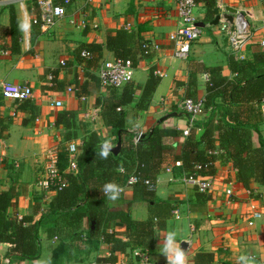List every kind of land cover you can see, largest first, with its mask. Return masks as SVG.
I'll list each match as a JSON object with an SVG mask.
<instances>
[{
  "label": "crops",
  "instance_id": "obj_1",
  "mask_svg": "<svg viewBox=\"0 0 264 264\" xmlns=\"http://www.w3.org/2000/svg\"><path fill=\"white\" fill-rule=\"evenodd\" d=\"M9 1L0 4V86L10 81L32 88L31 97L22 102L5 99L0 92V191L12 192L13 202L8 212L19 217L33 215L38 219L54 195V192L42 194L35 185L51 150H56L59 156L67 152L68 144L73 142L78 155L83 140L91 132L97 133L101 148L104 144L115 146L120 140L118 132L105 122L102 112L103 106L112 103L121 88L102 86L97 76L100 63L115 58L105 45L109 35L118 30L129 34L136 59L130 82L137 87L133 101L119 107L125 112V135L118 152L110 151L118 154L122 145L130 146L135 129L144 136L156 129L167 147L169 162L180 154L189 135L183 134L189 127V117L180 109V101L189 96L204 98L209 78L216 74V71L206 72L205 68H219V74L234 78L236 74L229 65L231 56L238 62L252 61L254 54L261 51L260 41L264 39V0H223V10L216 7V0H198L195 15L203 26L184 59L173 56L174 42L169 39L178 26L176 0H70L65 15L48 30L33 23L37 17L34 0L27 1L26 14L17 3ZM9 8L14 10L17 19L19 52L11 51L9 46L13 31ZM230 8L245 10L253 32L245 49L237 55L230 50L220 20L212 23L216 15L231 14ZM143 43L157 44L158 48L151 47L144 54ZM93 44L99 46L96 53L91 47ZM82 50H89L90 56H82ZM151 70L160 80L148 108L141 110L135 103ZM57 100L61 101L60 106L53 104ZM61 112L73 114L64 117L66 126L55 124ZM190 130L201 150L209 149L206 137L213 139L214 187L199 192L183 183L184 173L177 169L157 174L152 188L155 197L173 206L165 226L158 228L155 219L153 246L115 251L113 264H142L134 254L137 249L147 255L149 264H167L162 249L169 232L176 233L180 248L181 243L186 242L184 251L188 264H194V256L200 251L214 253L210 264L239 263L241 256L252 257L255 264L264 261V183L250 179L245 186L239 181L232 162L221 156L224 152L217 140V115L210 107L195 118ZM259 131L264 142L263 118ZM252 139L253 145H257V133H253ZM132 171L130 166L127 172ZM113 182L123 184L117 179ZM227 189L231 192L227 193ZM106 199L110 209L128 212L134 220H146L150 215L152 203L134 200L132 187L125 188L116 201L110 200L108 195ZM253 212H259L260 216L249 225ZM61 223L65 234L69 235L70 226L65 219ZM88 224L85 217L80 224L83 239ZM102 230L122 240L129 239L128 228L119 220L106 221L98 228ZM40 234L38 257L12 264H82L104 261L110 255L109 244L103 240L89 252H85L88 247L83 249L77 241L67 240L65 250L53 263V251L59 238L48 226L42 227ZM8 246L0 242V260L5 264L9 263V259L6 261Z\"/></svg>",
  "mask_w": 264,
  "mask_h": 264
},
{
  "label": "trees",
  "instance_id": "obj_2",
  "mask_svg": "<svg viewBox=\"0 0 264 264\" xmlns=\"http://www.w3.org/2000/svg\"><path fill=\"white\" fill-rule=\"evenodd\" d=\"M10 8V26L13 31L9 46L11 51L19 52L20 48L16 41V36L19 34L17 19L14 10ZM105 45L107 49L113 51L115 58L129 60L135 66L136 59L130 47L127 31L118 30L114 35H109ZM91 47L94 48L95 53L98 52V45L93 44ZM229 65L236 74L234 78L219 74V68H205V71L210 74L216 71L207 83V93L204 97L205 108L210 107L217 115V140L219 148L224 152L221 156L232 162L237 170L239 181L245 186H248L250 179L264 183V142L259 131L264 106L262 105L264 55L261 51L256 52L253 60L247 62L235 61L231 56ZM159 80L160 78L151 70L135 103L137 108L141 110L148 108ZM120 88L114 101L103 106L102 115L105 122L113 127L115 133L118 132L119 139L122 140L125 135L123 125L125 112L119 110V107L133 101L137 87L133 82H128ZM189 98L196 99L193 96ZM117 107L118 110H116ZM72 115L71 112L58 113L55 124L63 123L66 126L64 117ZM253 133H257V145H253ZM206 140L209 149L201 150L192 132L189 133L180 154L169 162L165 152L167 147L162 143L161 135L156 129L148 136L143 135L137 144L131 141L128 147L122 145L118 154L101 148L97 133L91 132L83 140L81 152L77 155L78 171L76 173L66 170L68 153L59 154L58 166L64 170L67 182L54 191V195L38 219H35L33 215L19 217L17 214H9L13 194L10 190L0 191V242L9 245L6 251L9 263L6 264L37 258L40 253V232L44 226H48L49 231L54 232V235L59 238L53 251V263L65 250L67 240L77 241L83 249L88 247L85 252L97 247L101 240L105 241L109 244L110 255L104 261L112 264L115 251H125L128 247L151 248L155 241L154 220L157 219L158 228H163L173 206L168 201L157 199L148 184L136 183L132 186L133 199L152 204L150 215L146 220H134L128 212L112 210L108 207L107 194L103 191L104 185L113 182L114 179L124 184L130 166L133 167L131 173L139 174L141 178L148 179L152 184L157 174L165 171L167 167L177 169L184 175L192 173L213 175L216 158L212 152L213 139L206 137ZM175 161H180V165L176 166ZM85 217L89 224L85 233L86 238L83 239L80 224ZM64 219L67 226H70L69 235L65 234L66 229L61 225ZM110 220H119L125 224L129 230L128 240L117 238L107 231H98L100 225ZM213 259L214 253L200 251L194 256V264H210ZM0 264L5 263L0 260Z\"/></svg>",
  "mask_w": 264,
  "mask_h": 264
},
{
  "label": "built area",
  "instance_id": "obj_3",
  "mask_svg": "<svg viewBox=\"0 0 264 264\" xmlns=\"http://www.w3.org/2000/svg\"><path fill=\"white\" fill-rule=\"evenodd\" d=\"M33 0H10L9 2L17 3L22 12L26 14V3ZM92 1V0H89ZM7 2V0H0V4ZM36 2L37 17L33 19V23L38 24L44 30L50 29L58 19L63 17L66 13V6L70 0H34ZM198 0H176L178 26L177 29L170 33L169 39L174 42L173 56L176 58L184 59L188 56L190 47L196 41L201 33V27L195 15V8ZM216 7L223 10V0H216ZM243 11H236L232 20H227L223 14L220 16L221 29L225 33L230 50L232 54H240L247 46L252 38V30L249 22V15ZM142 49L144 54H147L152 48L157 49V44L143 43ZM152 47V48H151ZM261 52L264 55V39L260 41ZM81 55L88 57L90 52L82 50ZM133 65L129 60L120 58H112L103 60L98 68L97 76L100 84L105 87L119 88L124 84L130 82L133 78ZM160 74L159 72H156ZM0 92L3 98L22 102L27 100L32 95V88L28 84H18L10 81L1 83ZM55 106H60L61 101L57 100L53 103ZM180 109L189 117V127L183 130V134H189L190 127L193 125L195 118L202 114L205 110L204 98H183L179 103ZM262 116L264 120V106L262 107ZM132 142L137 144L143 137V133L135 129L132 132ZM68 152V165L66 170L76 173L77 166V146L75 143L70 142L67 146ZM59 156L56 150H51L48 155V162L43 171H41L36 178L35 185L37 189L44 195H49L56 189L61 188L67 181L64 177V170L58 166ZM176 166L180 165V161H175ZM199 168V166H197ZM166 170H170L167 167ZM182 181L184 184L194 187L199 192H206L214 187V179L212 175H199L189 174L183 175ZM143 182L153 188V184L148 179H143L139 174L129 173L126 177L124 184L120 185L122 191L127 187H132L134 184ZM121 191V192H122ZM227 193L231 190L227 189ZM105 193V192H104ZM176 212V211H175ZM259 212H253L248 224L253 225L254 219L259 217ZM135 256L138 257L142 264H149L148 257L142 253L140 249L134 251ZM8 261V258H6ZM82 264H112L109 261H86ZM264 264V261L261 263Z\"/></svg>",
  "mask_w": 264,
  "mask_h": 264
},
{
  "label": "clouds",
  "instance_id": "obj_4",
  "mask_svg": "<svg viewBox=\"0 0 264 264\" xmlns=\"http://www.w3.org/2000/svg\"><path fill=\"white\" fill-rule=\"evenodd\" d=\"M107 155V153H105ZM103 191L108 195V198L112 201H116L122 188L115 182H108L104 185ZM176 233L169 232L165 238V243L162 249V254L167 260V264H188V257L185 251L180 248L176 242ZM239 264H255V260L252 257L241 256L239 257Z\"/></svg>",
  "mask_w": 264,
  "mask_h": 264
},
{
  "label": "water",
  "instance_id": "obj_5",
  "mask_svg": "<svg viewBox=\"0 0 264 264\" xmlns=\"http://www.w3.org/2000/svg\"><path fill=\"white\" fill-rule=\"evenodd\" d=\"M228 11H229L231 14H229V15H225V14H223V16H224L227 20L231 21V20H232V17H233L232 14H233V13H236L237 10H235V9H231V8H230V9H228ZM219 19H220V15H216V16L214 17L212 23H213V24H217L218 21H219ZM198 25H199V26H203V23H202V22H198ZM102 147L107 148V149L111 150V151L114 152V153H117L118 150H119V148H120V140L117 142V144H116L115 146H110V145L104 144V145H102ZM186 246H187L186 242H182V243H181V248H182L183 250L185 249Z\"/></svg>",
  "mask_w": 264,
  "mask_h": 264
}]
</instances>
